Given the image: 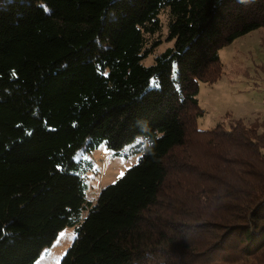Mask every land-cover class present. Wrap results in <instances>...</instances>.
Listing matches in <instances>:
<instances>
[{"label": "trees", "instance_id": "obj_1", "mask_svg": "<svg viewBox=\"0 0 264 264\" xmlns=\"http://www.w3.org/2000/svg\"><path fill=\"white\" fill-rule=\"evenodd\" d=\"M260 27L264 0H0V264L72 225L59 264H264V120L198 126L219 50ZM138 136L88 202L78 150Z\"/></svg>", "mask_w": 264, "mask_h": 264}, {"label": "rangeland", "instance_id": "obj_2", "mask_svg": "<svg viewBox=\"0 0 264 264\" xmlns=\"http://www.w3.org/2000/svg\"><path fill=\"white\" fill-rule=\"evenodd\" d=\"M161 19L162 43L143 60L146 65L153 63L157 54L173 45V41L166 39V14H162ZM219 54L221 77L213 83L199 82L198 99L204 109V114L198 117L199 128L210 129L221 120L228 125L229 117H241L259 126L264 120V27L236 38L221 48ZM146 143L144 136H138L119 151L110 149L105 143L91 151L79 149L75 158L85 167L82 176L86 200L95 204L103 187L116 181L139 161ZM88 212L89 208L85 209L83 217ZM76 235V225L66 226L50 245L43 248L35 264H59Z\"/></svg>", "mask_w": 264, "mask_h": 264}]
</instances>
